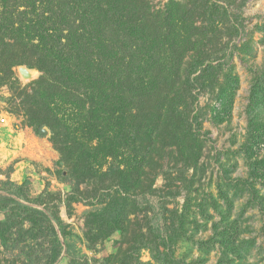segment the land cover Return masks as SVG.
<instances>
[{"label": "rangeland", "instance_id": "1", "mask_svg": "<svg viewBox=\"0 0 264 264\" xmlns=\"http://www.w3.org/2000/svg\"><path fill=\"white\" fill-rule=\"evenodd\" d=\"M12 2L20 7L24 0ZM119 10L127 19V44L115 26L106 30L114 54L98 72L102 80L115 73L106 87L119 86L124 96L128 48L143 37L158 43L146 56L154 72L160 67L168 74H157L167 80L158 88L131 97L124 126L120 120L121 133L134 118L158 124L161 132L138 186L124 193L123 231L96 238L109 228L88 221L104 207L112 183L102 172L126 162L124 138L116 140V156H104L103 139L89 142L94 136L80 122L84 108L52 96L38 110L32 96L41 71L32 43L9 35L0 38V194L68 225L65 246L51 264H264V169L257 163L264 141L252 137L264 122V0H121ZM104 13V24L118 20L116 6ZM70 24L78 25L77 14L71 13ZM20 66L30 79L20 75ZM172 82L181 92L172 91ZM223 91L230 101L222 100ZM48 112L56 114L66 144L60 138L52 143L48 125L43 134L32 124ZM89 144L92 168L77 158ZM10 183H23L25 199L9 193L15 191ZM26 215L0 238V264H47V224L36 215L39 226L30 228ZM5 218L0 211V221ZM165 236L170 240L163 245Z\"/></svg>", "mask_w": 264, "mask_h": 264}, {"label": "trees", "instance_id": "2", "mask_svg": "<svg viewBox=\"0 0 264 264\" xmlns=\"http://www.w3.org/2000/svg\"><path fill=\"white\" fill-rule=\"evenodd\" d=\"M115 6L117 7L115 16H118V20H113L114 24L111 23L108 26L104 24L106 14L104 12L115 9ZM120 6L121 0H24L20 7L12 0H0V38L9 35L17 43L23 42L25 46L32 43L30 49L36 54L35 62H37L36 66L41 71V75L35 81L37 88L32 97L37 102L36 105L40 104L37 109L41 111V104L45 105V100L47 101L52 96L59 98L60 102L78 105L82 110L85 109L80 116V122L84 123L82 125L84 129L87 128L88 136H94L89 139V142L94 138H98V141L103 139L102 154L104 156H116L119 150L116 140L119 137L124 138L122 147L127 150L126 162L122 164L123 168L110 165L105 172H102L103 175L113 178L112 183L107 187L109 191L103 194L102 204L104 207L98 213L92 214L95 218L88 221L91 223L96 220L101 223V227L108 226L109 228L107 233H96V238L107 237L116 230L123 231L122 225L127 218V199H129V196L128 198L126 196L138 186L142 170L149 164L147 157L150 150L154 141L161 134L158 132V124L153 122L146 125L142 118H138V120L134 118L127 125L126 131L124 129L123 133L119 132L120 120L124 126L123 114L129 112L128 102L131 97L134 98L138 94L156 89L167 81H161L162 79H159L161 77L157 75L166 74L165 71L163 72V68L161 70L159 67L155 73L153 67L155 62L150 63L146 59V56L152 53L153 47L158 44L157 40L149 41L145 37H143L145 41L141 39L143 42L135 44V47L132 48L129 45L130 55H128V67L125 75L127 81L125 91H123L124 96L121 95L122 91L119 86L117 91H111L106 87L114 84V70L110 71L111 77H108L107 80L100 78L98 71L107 69L105 62L114 54L110 45L113 43L106 38V30L110 26H115L117 36L123 46L127 44L125 43L127 19L119 10ZM71 13L78 15V25L75 27L70 24ZM64 31L66 33H63ZM65 40L66 42H64ZM22 63L32 64L22 60L16 62V64ZM164 78L166 79L168 76ZM170 87L174 93L181 92V90H176L173 82ZM225 92L220 94L223 101L229 100V96L227 95V97ZM86 104L89 106L88 109L85 108ZM170 108H173L172 104ZM48 114L40 118L37 115L32 124L38 125L39 129L48 125L53 135L52 143L56 145L60 138V141L66 144L62 131L57 127L56 114L49 112ZM108 122H111L110 127L106 124ZM102 125L105 126L100 128ZM252 137L256 141H264V122L262 124L258 122L255 125ZM129 145L131 146L129 147ZM139 146L142 148V154L139 153ZM57 148L61 152V148ZM75 148L77 149V147ZM90 153V144L85 145L80 148L77 158L83 163L85 162L87 167L92 168L93 166L89 162ZM63 160L68 161L67 158ZM257 163L260 168L264 169V156ZM87 167L85 168L88 169ZM10 184L14 185L15 191L9 193L16 194L18 197L22 196L21 198L25 199L20 190L23 183ZM127 192L128 194H124ZM8 209L9 211H7ZM0 211L6 213V218L0 221V238L3 241L4 234L11 231L13 220L17 217L21 219L20 214L26 212L30 228L39 226V219L36 215L40 216V219H43L47 224L46 227L51 235L45 249L46 254L50 255L47 264L53 263L61 254L65 246V229L68 225L60 216L54 214L49 217L42 210L4 194H0ZM23 219L25 218L23 217ZM27 231L29 229L24 230V232ZM60 236L63 238L60 239ZM169 240L170 238L165 236L162 239V244L165 245ZM142 246H147V243Z\"/></svg>", "mask_w": 264, "mask_h": 264}, {"label": "water", "instance_id": "3", "mask_svg": "<svg viewBox=\"0 0 264 264\" xmlns=\"http://www.w3.org/2000/svg\"><path fill=\"white\" fill-rule=\"evenodd\" d=\"M18 71H19L20 75L23 78H25V79H30L32 77L31 72L25 66H20L18 68ZM40 132L43 133V134H45L46 133V130L44 128H42V129H40Z\"/></svg>", "mask_w": 264, "mask_h": 264}, {"label": "crops", "instance_id": "4", "mask_svg": "<svg viewBox=\"0 0 264 264\" xmlns=\"http://www.w3.org/2000/svg\"><path fill=\"white\" fill-rule=\"evenodd\" d=\"M5 130H6V129H5ZM1 133H4L3 129H2V130L0 129V136H1Z\"/></svg>", "mask_w": 264, "mask_h": 264}, {"label": "built area", "instance_id": "5", "mask_svg": "<svg viewBox=\"0 0 264 264\" xmlns=\"http://www.w3.org/2000/svg\"><path fill=\"white\" fill-rule=\"evenodd\" d=\"M0 120L3 122L4 121V118L1 117Z\"/></svg>", "mask_w": 264, "mask_h": 264}]
</instances>
